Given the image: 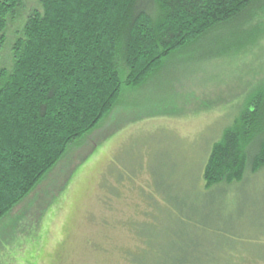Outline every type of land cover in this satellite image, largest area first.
Masks as SVG:
<instances>
[{"label": "rangeland", "instance_id": "374dc122", "mask_svg": "<svg viewBox=\"0 0 264 264\" xmlns=\"http://www.w3.org/2000/svg\"><path fill=\"white\" fill-rule=\"evenodd\" d=\"M23 5L8 44L40 7ZM249 21L124 89L0 222V264H264V169L210 190L203 180L212 146L264 78V40L256 50L251 38L262 31Z\"/></svg>", "mask_w": 264, "mask_h": 264}, {"label": "trees", "instance_id": "16d2710c", "mask_svg": "<svg viewBox=\"0 0 264 264\" xmlns=\"http://www.w3.org/2000/svg\"><path fill=\"white\" fill-rule=\"evenodd\" d=\"M23 4L0 0V222L113 113L124 89L220 30L250 20L263 33L253 49L264 40V0H39L8 44ZM263 169L264 78L212 146L205 188Z\"/></svg>", "mask_w": 264, "mask_h": 264}]
</instances>
